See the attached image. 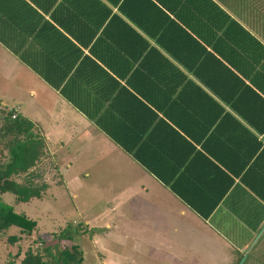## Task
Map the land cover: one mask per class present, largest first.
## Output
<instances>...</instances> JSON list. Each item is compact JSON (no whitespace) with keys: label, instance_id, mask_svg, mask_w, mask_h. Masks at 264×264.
Here are the masks:
<instances>
[{"label":"crops","instance_id":"obj_1","mask_svg":"<svg viewBox=\"0 0 264 264\" xmlns=\"http://www.w3.org/2000/svg\"><path fill=\"white\" fill-rule=\"evenodd\" d=\"M212 2L200 29L211 57L193 77L138 55L123 16L108 23L109 0H0V107L39 129L62 179L46 192L71 195L104 254L127 243L264 264V202L242 182L264 149V0Z\"/></svg>","mask_w":264,"mask_h":264},{"label":"trees","instance_id":"obj_2","mask_svg":"<svg viewBox=\"0 0 264 264\" xmlns=\"http://www.w3.org/2000/svg\"><path fill=\"white\" fill-rule=\"evenodd\" d=\"M109 1L118 13L111 15L108 23L123 16L125 33L134 35L140 44L138 55L153 56L157 65H182L193 77H196L198 58L202 61L203 55L211 57L202 45L200 29L212 27V20L207 17L210 9L220 12L212 0ZM148 40H153L157 48L150 46ZM260 98L264 105V98ZM255 154L245 167L242 176L246 178L242 182L264 202V188L260 187V183L264 184L261 169L264 149ZM57 169L39 129L13 110L9 112L0 107V244L7 245L4 264H82L83 253L73 240L77 235L89 234L81 231L82 226L75 228L74 233L63 230L41 236L36 221L25 213H15L1 198L12 194L16 204L42 199L50 182L62 183ZM248 178L253 184L248 183ZM12 228H16V232L11 234ZM25 240L29 243L22 247L20 243Z\"/></svg>","mask_w":264,"mask_h":264},{"label":"rangeland","instance_id":"obj_3","mask_svg":"<svg viewBox=\"0 0 264 264\" xmlns=\"http://www.w3.org/2000/svg\"><path fill=\"white\" fill-rule=\"evenodd\" d=\"M50 191L54 194V197L51 196ZM49 193H45L42 199H33L27 203H15V197L12 194L2 195V201L14 208L15 213L23 214L25 213L31 220L36 221L37 223V232L41 236H48V234L58 231L66 230V232L74 233V229L81 228L82 232L88 231L89 234H81L74 237V243H76L80 250L83 253V262L82 264H102L101 258L98 253L105 255L107 263L111 264L113 261L115 264H205L201 263L199 260H192L190 257L186 258L183 261H177L176 259H166V256L163 252V247H160V251L156 252L155 256H149V248L144 246L141 248L143 253L136 254L132 250L131 246H128L125 243V247L120 249V258L114 257L112 254H104L103 251L100 252V246L95 245L94 236L100 238L101 232L99 229L92 228V225L89 229L83 225V221L79 220L77 217V211L73 206L74 199L71 195H68L67 191L64 188L59 186L54 187L53 190H50ZM101 221H96L95 227L100 226ZM85 227V228H84ZM99 228V227H98ZM102 229V227H101ZM11 234L16 232V228H12L9 231ZM116 231H113V234ZM95 234V235H94ZM94 235V236H93ZM32 240V238H31ZM30 241V239H29ZM28 240L22 241L20 244L22 247H25L29 243ZM125 241V240H124ZM130 243V241H126ZM124 243V242H123ZM134 244V241L132 242ZM6 244H0V264H4L6 259ZM113 251L117 249V246L114 244L110 245ZM15 251V247H13ZM259 251L258 248L256 250ZM255 254V253H254ZM133 258V260L131 259ZM246 253L242 254V257L237 264H255L248 263V260L245 261ZM171 258V257H170ZM126 259V260H125Z\"/></svg>","mask_w":264,"mask_h":264},{"label":"built area","instance_id":"obj_4","mask_svg":"<svg viewBox=\"0 0 264 264\" xmlns=\"http://www.w3.org/2000/svg\"><path fill=\"white\" fill-rule=\"evenodd\" d=\"M9 112L11 111V110H8Z\"/></svg>","mask_w":264,"mask_h":264}]
</instances>
